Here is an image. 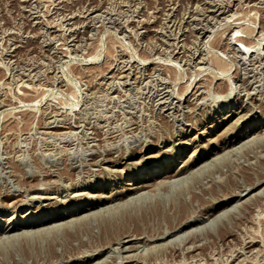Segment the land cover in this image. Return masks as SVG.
<instances>
[{"label":"rangeland","instance_id":"rangeland-1","mask_svg":"<svg viewBox=\"0 0 264 264\" xmlns=\"http://www.w3.org/2000/svg\"><path fill=\"white\" fill-rule=\"evenodd\" d=\"M263 33L264 0H0V231L97 203L0 235V264H264ZM108 223L136 239L105 245Z\"/></svg>","mask_w":264,"mask_h":264},{"label":"bare ground","instance_id":"bare-ground-1","mask_svg":"<svg viewBox=\"0 0 264 264\" xmlns=\"http://www.w3.org/2000/svg\"><path fill=\"white\" fill-rule=\"evenodd\" d=\"M234 26V25H233ZM253 26V25H252ZM245 27V26H244ZM249 29V28H248ZM247 29V30H248ZM246 30V31H247ZM249 31V30H248ZM264 34V33H263ZM262 34V35H263ZM259 35V34H258ZM261 35V34H260ZM260 37V36H259ZM259 39V38H258ZM261 39V38H260ZM237 41L238 42H242V40L239 38V39H237ZM263 41V40H262ZM240 44V43H239ZM259 45V44H258ZM243 47H244V51H241V52H243V54H251L252 53V49H253V46H251V45H243ZM259 48V47H258ZM254 50V49H253ZM257 50V49H256ZM264 52V51H263ZM220 66V65H219ZM225 67V66H224ZM203 69V68H202ZM224 69V68H223ZM123 70V69H122ZM199 70V69H198ZM222 71V70H221ZM225 71V70H224ZM223 71V72H224ZM116 72V71H115ZM222 74V73H221ZM127 77V76H126ZM104 78V77H103ZM228 84V83H227ZM28 87V86H27ZM199 87V86H198ZM33 90V89H32ZM29 91V90H28ZM29 94V93H28ZM175 94V93H174ZM179 98V97H178ZM37 103V102H36ZM155 104V103H154ZM47 108H49V107H47ZM253 108V107H252ZM176 109V108H175ZM63 116V115H62ZM243 116V115H242ZM246 116V115H245ZM48 118V117H47ZM237 123V122H236ZM131 124V123H130ZM77 126V125H76ZM119 128V127H118ZM217 126L214 128V131L213 132H211V134H213V135H215L214 133L216 132V130H217ZM229 128V127H228ZM232 129V128H231ZM229 130V129H228ZM129 131V130H128ZM255 131V129L252 127V128H250L247 132L245 131V132H243V133H240V134H235V133H232L233 132V130H230V132H226V134H223V136L221 135V138H220V140H219V145H217V149H220V150H222V149H225L226 147H228V146H230L231 144H233V139H234V142H236L240 137H242V136H246L247 135V133H253ZM108 132V131H107ZM106 132V133H107ZM113 132V131H112ZM225 133V132H224ZM105 135V134H104ZM111 135V134H110ZM206 135L208 136V135H210V133H206ZM260 135V134H259ZM113 136V135H112ZM230 136H232V139L231 140H229V137ZM136 137V136H135ZM253 138V137H252ZM263 141H264V139H262ZM246 143V142H245ZM245 143H243V144H245ZM258 144H260V143H258ZM234 147V146H233ZM102 152V151H101ZM92 153V152H91ZM237 153V152H236ZM239 156V155H238ZM227 157V156H226ZM212 158V157H211ZM224 158V157H223ZM86 159V158H85ZM202 159H204L203 157H197V158H195V159H193V160H190V162L187 164V166L189 165V164H191V163H198L199 161H201ZM220 160V159H219ZM246 160V159H245ZM90 163V162H89ZM195 163H194V165H195ZM253 164V163H252ZM250 165V164H249ZM82 166V165H81ZM187 166L185 165V166H182V167H180L179 169H174V170H171V166L170 167H167L166 169H164V168H162V167H158L156 170L155 169H153V168H150V166H147V167H145V168H143V169H140V170H136V173H134L135 175L133 176V178H132V180H131V183H129V184H127V186H130V187H128V188H126V189H122V191L120 192V193H126V196L128 197V195H136L138 198L139 197H141L143 194H145L146 193V191H145V193H143V191L145 190V189H147L148 187H151L152 185H153V183H152V185L151 184H144L145 182H147L148 183V181L150 182L151 180L152 181H157V180H159V179H169V180H174V182L176 183L177 181H179L180 179H181V176L182 175H184V173L186 172V171H188V169H186L187 168ZM247 166V165H246ZM214 167V166H213ZM190 171V170H189ZM196 172V171H195ZM189 173V172H188ZM211 173V172H210ZM254 173V172H253ZM191 174V173H190ZM197 174V173H196ZM251 174V173H250ZM192 175H194V173L192 174ZM202 177V176H201ZM210 177V176H209ZM205 178V177H204ZM233 178V177H232ZM187 179V178H186ZM208 179V178H207ZM203 180V179H202ZM181 181V180H180ZM171 182H173V181H171ZM63 183V182H62ZM160 183V181L158 182V184ZM163 183V182H162ZM166 183H168V182H166ZM56 184V183H55ZM173 184V183H172ZM186 184V183H185ZM188 184V183H187ZM204 184V183H203ZM163 185V184H162ZM16 186V185H15ZM66 186V185H65ZM184 186V185H183ZM96 187V186H95ZM161 186H159V188H160ZM99 188V187H98ZM155 188V187H154ZM158 188V187H157ZM32 189V188H31ZM153 189V188H152ZM185 190V189H184ZM246 190V189H245ZM158 191V190H157ZM177 194V193H176ZM87 195H88V193H87ZM75 196V195H74ZM115 196V195H114ZM116 196H118V195H116ZM125 196V197H126ZM239 196V195H238ZM100 197V196H99ZM113 197V196H112ZM112 197H110V198H107L108 199V201L109 200H112ZM130 197V196H129ZM154 197V196H153ZM187 197V196H186ZM229 197V196H228ZM182 198V197H181ZM128 199V198H127ZM175 199V198H174ZM183 199V201H184V197L182 198ZM187 199V198H186ZM192 199V198H191ZM141 200V199H140ZM171 200V199H170ZM180 200V199H179ZM178 200V201H179ZM227 200V199H226ZM177 201V202H178ZM187 201V200H186ZM190 201V200H189ZM175 202V201H174ZM180 202H182V201H180ZM179 202V203H180ZM188 202V201H187ZM132 203V202H131ZM173 203V202H172ZM183 203H186V202H183ZM179 204V206H178V204H175V205H172V206H174V209H173V212L171 211V213H169V214H167V213H165L167 216L166 217H168V221L169 222H167V223H170V224H174V222H175V220H179L181 217H183L185 214H186V212H187V209L188 208H190V207H188V208H186L187 206H188V204H187V206H185L184 204ZM188 203H190V202H188ZM121 204V203H120ZM156 204H158V203H156ZM191 204V203H190ZM244 204V203H243ZM154 205V204H153ZM116 206V205H115ZM154 206H156V205H154ZM160 206V205H159ZM95 207H97V203H91V204H89L88 205V207L87 206H83V205H81L80 207H78V208H76V209H74V210H65L64 212H60V213H58V214H55V215H53V216H48V217H46V218H44V219H39V218H37V219H34V220H31V221H28V222H23V223H21V224H17V225H11L10 227L8 226V227H6L5 229H1V231H0V235H3V234H7V233H10V232H13V231H15V230H17V229H21V228H33V227H38V226H45V225H47V224H53V223H55V222H58L59 220H63V219H65V218H68V217H71V216H75V215H79L80 213L81 214H83V212H85V211H91V210H93V209H95ZM152 207V206H151ZM150 207V208H151ZM170 207H171V205H170ZM178 207H180V210L178 209ZM194 207V206H193ZM192 207V211H193V208ZM120 208V207H119ZM122 208V207H121ZM168 208V207H167ZM172 208L173 207H171L170 209L172 210ZM156 209V208H155ZM160 209V211L162 210L161 208H159ZM169 209V208H168ZM190 210H191V208H190ZM106 211V210H105ZM115 211V210H114ZM158 211V210H157ZM159 211V212H160ZM165 211H166V208H165ZM164 211V212H165ZM189 211V210H188ZM195 211V210H194ZM96 212H98V211H96ZM100 212V211H99ZM140 212H142V211H140ZM152 212V211H151ZM154 213H156V211H153ZM167 212H170V211H168L167 210ZM189 212H191V211H189ZM189 212H187V215L188 216H185V220H182L181 222H178L179 223V226H181L182 224L183 225H185L186 223H189V222H191V220H189V218L190 217H192L191 216V214L189 213ZM154 213H152V214H154ZM162 213V212H161ZM212 213V212H211ZM80 214V215H81ZM109 214V213H108ZM134 214V213H133ZM147 214V213H146ZM151 214V213H150ZM164 214V213H163ZM106 215V214H105ZM127 215V214H126ZM141 215H143V214H141ZM195 215V214H194ZM109 216H110V214H109ZM132 216V215H131ZM139 216V215H138ZM137 216V217H138ZM152 216V215H151ZM84 217V216H83ZM113 217V216H112ZM111 217V219H110V221H108V222H111V220L113 219ZM141 217H143V216H141ZM147 217V216H146ZM156 217V216H155ZM164 217V216H163ZM166 217H164V218H166ZM78 218V217H77ZM104 218H105V216H104ZM103 218V219H104ZM106 218H108V217H106ZM110 218V217H109ZM109 218H108V220H109ZM148 218V217H147ZM161 218V217H160ZM81 219H83V218H81ZM140 219V218H139ZM144 220L146 219V218H143ZM183 219V218H182ZM187 219H188V221H187ZM192 219V218H191ZM78 220V219H77ZM86 220V219H85ZM137 220V219H136ZM136 220H135V222H136ZM142 220V219H141ZM143 220V221H144ZM149 220V219H148ZM147 220V221H148ZM158 220V219H157ZM79 221V220H78ZM104 221H106L107 222V219L106 220H104ZM119 221V220H118ZM146 221V220H145ZM82 222V221H81ZM106 222H105V225H106ZM113 223H114V220L112 221ZM112 222H111V224H112ZM138 222V221H137ZM153 222V221H152ZM154 222H155V219H154ZM73 223V222H72ZM76 223V222H75ZM89 223V222H88ZM132 223V222H131ZM116 224V223H115ZM114 224V225H115ZM137 224V223H136ZM139 224V223H138ZM147 224H149V223H147ZM172 224V225H173ZM80 225V224H79ZM87 225V224H86ZM114 225H110L109 223L107 224V226H104L103 227V236H105V235H108V234H110V235H114V236H112V239H111V236L109 237V239L110 240H108L107 239V241L105 242V245H106V243H108V246H110V244H112V243H114L116 246H118V245H121L122 247L123 246H125L126 244H128L130 241H132L133 239H136V236L134 237V235L133 234H129V233H124V234H122V232H125V231H123L124 229H122V232H120L121 230L120 229H118L116 226H114ZM117 225V224H116ZM120 225V224H119ZM166 225H168V224H166ZM175 225H177V224H175ZM71 226V225H70ZM118 226V225H117ZM142 226V225H141ZM144 226V225H143ZM152 226V225H151ZM178 226V227H179ZM58 227V226H57ZM80 227V226H79ZM101 227V226H100ZM123 227H125V226H123ZM122 227V228H123ZM149 227H150V225H149ZM148 227V228H149ZM153 227V226H152ZM151 227V228H152ZM157 227V226H156ZM164 227V226H163ZM163 227H161V228H163ZM167 227V226H166ZM168 227H171V226H168ZM174 226H172V228H173ZM176 227V226H175ZM197 227V226H196ZM89 228V227H88ZM150 228V229H151ZM160 228V227H159ZM165 228V227H164ZM164 228H163V230H164ZM45 229H47V228H45ZM158 229V228H157ZM166 229V228H165ZM41 230V229H40ZM40 230L38 229V231L40 232ZM95 230V229H94ZM97 230V229H96ZM95 230V231H96ZM118 230H120V231H118ZM125 230H127V229H125ZM144 230V229H143ZM148 230V229H147ZM153 230V229H152ZM168 230V231H167ZM166 230V232L168 233L169 232V229H167ZM44 231V230H43ZM46 231V230H45ZM129 231V230H128ZM132 231V230H131ZM139 231V230H138ZM145 231V230H144ZM154 231H157V230H155L154 229ZM160 231V230H159ZM165 231V230H164ZM172 231V230H171ZM170 231V232H171ZM193 231V230H192ZM196 231V230H195ZM97 232V231H96ZM100 232V231H99ZM151 232V231H150ZM163 232V231H162ZM165 232V233H166ZM185 232V231H184ZM23 233V232H22ZM144 233V232H143ZM160 233H161V231H160ZM147 234V233H146ZM156 234H158V232L156 233ZM156 234H155V236H156ZM194 234V233H193ZM16 235V234H15ZM34 235V234H33ZM32 235V236H33ZM40 235V234H39ZM138 235H140V234H138ZM137 235V236H138ZM148 235V237L149 238H151V241H152V237L154 238V236H151L150 235V233H148L147 234ZM147 235H145L144 234V236L146 237ZM150 235V236H149ZM162 235V234H161ZM160 235V237H162ZM163 235H164V233H163ZM8 236V235H7ZM73 236V235H72ZM75 236V235H74ZM77 236V235H76ZM143 236V237H144ZM158 236V235H157ZM165 236V235H164ZM227 236H229V235H227ZM226 236V237H227ZM11 237V236H10ZM9 237V238H10ZM18 237V236H17ZM143 237H141V238H143ZM23 238V237H22ZM138 238V237H137ZM147 238V237H146ZM225 238V237H224ZM6 239V238H5ZM148 239V238H147ZM147 239H144V240H147ZM158 239V238H157ZM227 239V238H226ZM18 240V239H17ZM80 240V239H79ZM143 240V241H144ZM154 240V239H153ZM229 240V239H228ZM3 241V240H2ZM105 241V240H104ZM139 241V240H138ZM149 241V240H148ZM9 242V241H8ZM157 242V241H156ZM141 243H143L142 242V240H141ZM146 243V242H145ZM168 243V242H167ZM245 243V242H244ZM60 244V243H59ZM72 244V243H71ZM83 244V243H82ZM95 244V243H94ZM104 244V243H103ZM102 244V245H103ZM144 244V243H143ZM104 245V246H105ZM74 246V245H73ZM84 246H85V244H84ZM89 246V245H88ZM101 246V245H100ZM99 246V247H100ZM138 246V245H137ZM193 246H195V245H193ZM197 246V245H196ZM199 246V245H198ZM197 246V247H198ZM105 247H107V246H105ZM104 247V248H105ZM128 247V246H127ZM149 247V246H148ZM152 247V246H151ZM108 248H110V247H108ZM114 248V247H113ZM117 248V247H116ZM115 248V249H116ZM188 248V247H187ZM190 248H191V246H190ZM199 248V247H198ZM197 248V249H198ZM84 249V248H83ZM91 249V248H90ZM96 249H98V248H96ZM96 249L94 248V250L96 251ZM100 249V248H99ZM123 249H125V250H128L129 248H126V247H124ZM123 249H121V250H123ZM130 249H133L131 246H130ZM129 249V250H130ZM196 249V248H195ZM89 250V249H88ZM119 250V249H118ZM159 250V249H158ZM185 250V249H184ZM188 250H189V248H188ZM187 250V251H188ZM194 250V249H193ZM101 251H102V249H101ZM124 251V250H123ZM186 251V250H185ZM192 251V250H191ZM63 252V251H62ZM64 252H66V251H64ZM74 252V251H73ZM72 252V253H73ZM78 252V251H77ZM76 252V253H77ZM83 252H84V250H83ZM83 252H81V253H83ZM97 252V251H96ZM131 252V251H130ZM141 252V251H140ZM192 252H194V251H192ZM67 253V252H66ZM80 253V252H79ZM156 253V252H155ZM163 253V252H162ZM98 254H100V253H98ZM103 254V253H102ZM56 255V254H55ZM64 255V254H63ZM92 255V254H91ZM96 255V254H95ZM112 255V254H111ZM130 255V254H129ZM132 255V254H131ZM144 255H146V254H144ZM143 255V256H144ZM193 255V254H192ZM80 256V255H79ZM89 256V255H88ZM94 256V255H93ZM133 256H135L134 254H133ZM133 256H132V258H133ZM57 257H59V256H57ZM125 257L126 256H124V259H125ZM128 257V256H127ZM131 257V256H130ZM71 258V257H70ZM79 258H82V257H79ZM85 258V257H84ZM120 258V257H119ZM132 258L130 259V258H128V259H130L129 261H132ZM59 259V258H58ZM68 259H69V257H68ZM72 259V258H71ZM92 259V258H91ZM144 259V258H143ZM88 260H90L89 258H87V260L86 261H88ZM126 261V260H125ZM128 261V260H127ZM126 261V262H127ZM135 261H137V260H135ZM85 262V261H84ZM86 264V263H85ZM97 264V263H96ZM103 264V263H102ZM129 264V263H128ZM136 264V263H135Z\"/></svg>","mask_w":264,"mask_h":264},{"label":"snow or ice","instance_id":"snow-or-ice-1","mask_svg":"<svg viewBox=\"0 0 264 264\" xmlns=\"http://www.w3.org/2000/svg\"><path fill=\"white\" fill-rule=\"evenodd\" d=\"M136 99L139 101V103H144V104H146L145 111L151 109V104L148 103V97H147V95H142L141 97H137ZM124 107H125L126 111L131 112V115L128 116V119H130V120H133V121H134V120H135V117H136L137 115L140 114V111H139V104L136 105V110H133V109H132L131 107H129L128 105H125Z\"/></svg>","mask_w":264,"mask_h":264}]
</instances>
